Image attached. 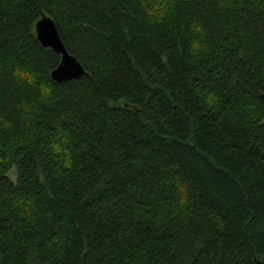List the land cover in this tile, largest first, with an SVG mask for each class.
Returning a JSON list of instances; mask_svg holds the SVG:
<instances>
[{
  "label": "trees",
  "instance_id": "1",
  "mask_svg": "<svg viewBox=\"0 0 264 264\" xmlns=\"http://www.w3.org/2000/svg\"><path fill=\"white\" fill-rule=\"evenodd\" d=\"M263 258L264 0H0V264Z\"/></svg>",
  "mask_w": 264,
  "mask_h": 264
},
{
  "label": "water",
  "instance_id": "2",
  "mask_svg": "<svg viewBox=\"0 0 264 264\" xmlns=\"http://www.w3.org/2000/svg\"><path fill=\"white\" fill-rule=\"evenodd\" d=\"M36 34L43 46L50 47L61 54L60 64L51 73L54 81L68 82V80L79 78L86 73L78 59L67 50L52 17L44 15L37 21ZM257 264H264V258Z\"/></svg>",
  "mask_w": 264,
  "mask_h": 264
},
{
  "label": "clouds",
  "instance_id": "3",
  "mask_svg": "<svg viewBox=\"0 0 264 264\" xmlns=\"http://www.w3.org/2000/svg\"><path fill=\"white\" fill-rule=\"evenodd\" d=\"M17 74H18L19 76H21V77H24V78L29 79L30 82L32 81V77H31V76L28 74V72H27L26 70H24V69H18V70H17ZM41 91H42V93H43V96L46 97V96L48 95L46 87L41 86Z\"/></svg>",
  "mask_w": 264,
  "mask_h": 264
},
{
  "label": "rangeland",
  "instance_id": "4",
  "mask_svg": "<svg viewBox=\"0 0 264 264\" xmlns=\"http://www.w3.org/2000/svg\"><path fill=\"white\" fill-rule=\"evenodd\" d=\"M15 170L16 168L12 169L10 172H9V175L13 178H15Z\"/></svg>",
  "mask_w": 264,
  "mask_h": 264
}]
</instances>
